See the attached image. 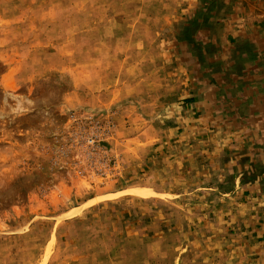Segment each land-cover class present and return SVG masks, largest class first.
Here are the masks:
<instances>
[{"label":"rangeland","instance_id":"1","mask_svg":"<svg viewBox=\"0 0 264 264\" xmlns=\"http://www.w3.org/2000/svg\"><path fill=\"white\" fill-rule=\"evenodd\" d=\"M184 2L0 0V264H215L264 240L202 187Z\"/></svg>","mask_w":264,"mask_h":264},{"label":"crops","instance_id":"2","mask_svg":"<svg viewBox=\"0 0 264 264\" xmlns=\"http://www.w3.org/2000/svg\"><path fill=\"white\" fill-rule=\"evenodd\" d=\"M183 9L196 26L192 36L198 48L189 52L192 73L202 78H195L191 99L178 113L184 121L202 123V139L213 141L202 143V169L211 171L214 165L219 173L202 187L216 191L219 202L225 196L232 204L231 210L219 211L238 222L237 237L261 235L255 227L264 228V0H188ZM224 170L231 179L222 175ZM260 240L237 241L232 245L237 255L215 264H264ZM215 248L222 256L225 250Z\"/></svg>","mask_w":264,"mask_h":264},{"label":"bare ground","instance_id":"3","mask_svg":"<svg viewBox=\"0 0 264 264\" xmlns=\"http://www.w3.org/2000/svg\"><path fill=\"white\" fill-rule=\"evenodd\" d=\"M134 192H135L136 194H142V193H143V192L140 191L139 189H138V190H134Z\"/></svg>","mask_w":264,"mask_h":264}]
</instances>
